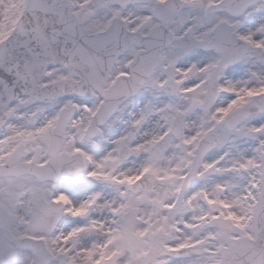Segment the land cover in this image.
I'll use <instances>...</instances> for the list:
<instances>
[{"label": "snow or ice", "instance_id": "1", "mask_svg": "<svg viewBox=\"0 0 264 264\" xmlns=\"http://www.w3.org/2000/svg\"><path fill=\"white\" fill-rule=\"evenodd\" d=\"M0 264H264V0H0Z\"/></svg>", "mask_w": 264, "mask_h": 264}]
</instances>
